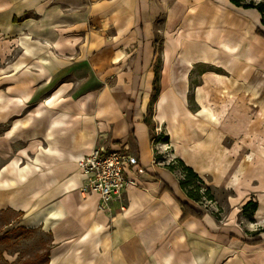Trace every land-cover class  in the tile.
<instances>
[{
    "label": "rangeland",
    "instance_id": "374dc122",
    "mask_svg": "<svg viewBox=\"0 0 264 264\" xmlns=\"http://www.w3.org/2000/svg\"><path fill=\"white\" fill-rule=\"evenodd\" d=\"M250 1L259 4L263 0L244 2ZM13 2L21 10V17H14L13 24L35 23L27 32L32 36L30 45L37 42V46L48 47L50 39L42 37V44L33 33L48 34L50 7L45 14H39L29 6L19 5V0ZM176 3L172 0L171 7L165 8L168 13L157 15L152 24L154 75L160 76L161 90L153 99L154 78L145 122L152 133L155 165L181 181L185 179L178 162L181 159L202 178L200 202L190 199L183 190L181 196L203 211L204 220L190 218L180 224L170 208V223L163 230L139 231L141 244L154 243L152 251L147 246H132V231L122 227L117 230L111 224L116 217L118 226L125 222L128 199L124 201V210L118 205V213L113 209L108 218L105 216V230H72L74 236L64 241V246L55 245L54 233L45 227H29L26 212L0 209V264H51L57 253L59 258H65L59 264H164L168 255L173 264H192L194 260L197 264H264V243L248 244L254 240L264 242V40L258 36L259 31L264 33L262 15L230 0ZM225 44L234 47V52ZM19 56L14 49L7 60L0 58V70L4 64L16 62ZM219 59L231 70H226L225 65L224 69L213 67L221 65ZM87 72L93 83L95 77L91 70ZM163 80L168 85L165 89ZM3 89L0 81V93ZM247 89L251 90L250 95ZM161 97L167 99L163 109ZM160 113L170 122L157 125L155 118ZM175 114L178 125H172ZM171 129L177 130L172 133ZM1 132L2 125L0 135ZM175 134L178 137L174 138ZM182 140L193 145L182 148ZM101 144L115 145L103 135L95 146ZM129 146L137 155L135 145ZM206 188L211 189L213 201L204 196ZM249 202L257 203L258 210H247ZM97 217L94 221L98 223L105 219L104 215ZM161 221L156 217L154 223ZM21 226L26 230H21ZM138 257L142 262L137 261Z\"/></svg>",
    "mask_w": 264,
    "mask_h": 264
},
{
    "label": "crops",
    "instance_id": "0c3cea01",
    "mask_svg": "<svg viewBox=\"0 0 264 264\" xmlns=\"http://www.w3.org/2000/svg\"><path fill=\"white\" fill-rule=\"evenodd\" d=\"M13 1L0 0V58L7 60L14 49L20 55L0 70V209L26 212V224L52 231L55 245H67L72 230H105L108 217L98 209L99 196L80 192L84 177L77 162L100 135L108 136L115 146L133 143L144 170L131 173L136 186L124 198L129 208L125 222L118 226L116 217L111 224L132 231V246L153 251L154 243L141 244L139 231L163 230L170 208L178 220L183 214L170 193L160 196L165 183L182 200L184 192L174 174L155 165L145 122L155 78L152 24L157 15L168 13L172 0H19L39 14L50 7L48 34L33 33L40 43L42 37L50 39L48 47L30 45L27 32L35 23L24 29L13 24L14 17H21ZM176 1L186 5V0ZM89 85L92 89L85 90ZM160 114L157 125L170 122ZM180 143L182 148L193 145ZM114 209L118 213L117 203ZM98 214L106 220L94 221ZM156 217L162 221L154 223ZM57 254L51 264L65 261Z\"/></svg>",
    "mask_w": 264,
    "mask_h": 264
},
{
    "label": "built area",
    "instance_id": "2783aa9c",
    "mask_svg": "<svg viewBox=\"0 0 264 264\" xmlns=\"http://www.w3.org/2000/svg\"><path fill=\"white\" fill-rule=\"evenodd\" d=\"M139 166V158L129 145H97L77 162L84 177L80 192L83 196L98 195V209L102 213H112L116 203L124 210L126 193L136 186L131 173L137 176L143 172Z\"/></svg>",
    "mask_w": 264,
    "mask_h": 264
},
{
    "label": "trees",
    "instance_id": "16d2710c",
    "mask_svg": "<svg viewBox=\"0 0 264 264\" xmlns=\"http://www.w3.org/2000/svg\"><path fill=\"white\" fill-rule=\"evenodd\" d=\"M234 5L238 7H243L245 9H256L259 11V13L262 15V23L264 24V0L260 2L259 4H255V2L250 1L249 3L244 2L245 0H230ZM258 36L264 40V33L262 31L258 32ZM154 94L153 99H156L160 90H161V82H160V76L156 75L155 81H154ZM147 122V121H146ZM181 167L183 168L185 179L180 181L181 189L186 192L187 196L194 200L195 202H200L201 195L198 194V190H200V186L204 184L202 178L200 175L190 166L186 165L185 162L181 159L178 160ZM157 177V176H156ZM158 180H161L159 177H157ZM201 191V190H200ZM164 193H170L172 197L176 200V202L179 204V206L182 209V216L179 219L180 224L186 223L190 218H196L197 220H204L205 214L203 211L196 209L194 206H192L189 202L183 201L181 198H179L174 190L165 183L163 190L160 192V196H162ZM204 196L208 197L211 201L214 200L213 193L210 188H206V191L204 192ZM248 209L258 210V204L254 202H249L246 207ZM21 230H26L24 227H20ZM264 243L262 240H254L251 242H248L250 245H259Z\"/></svg>",
    "mask_w": 264,
    "mask_h": 264
},
{
    "label": "bare ground",
    "instance_id": "6f19581e",
    "mask_svg": "<svg viewBox=\"0 0 264 264\" xmlns=\"http://www.w3.org/2000/svg\"><path fill=\"white\" fill-rule=\"evenodd\" d=\"M191 18V17H190ZM22 29H24L25 28V25L23 26V27H21ZM246 43H247V45L248 44H250L249 42H247L246 41ZM253 44V43H252ZM225 46H228L229 48H230V50H232L231 52L233 53L234 52V47H232V46H229L228 44L226 45L225 44ZM251 47V46H250ZM253 47H254V45H253ZM255 48V47H254ZM225 56H227V58H229V55H228V53L226 52L225 53ZM221 62H218V63H221V65H218V64H213V67H215V68H217V69H224V65H225V61H222L221 59H219ZM170 63V53L169 52H167V56H166V62H165V64L166 65H168ZM225 68H227L226 70H231L230 68L231 67H229V65H225ZM249 92H248V94L250 95V93H251V90L250 89H247ZM232 97H230V99H231ZM234 98V97H233ZM165 100H166V98L165 97H162L161 98V103H160V106H161V108L163 109V107H164V102H165ZM44 107V105H42V107L41 108H43ZM40 112V111H39ZM173 124L172 125H178V115L177 114H175L174 115V117H173V122H172ZM217 129V128H216ZM171 130H173V131H171L172 133H174V132H176L175 130H177V129H171ZM177 134V133H176ZM176 134H175V137L174 138H176V137H178V136H176ZM163 263L164 264H173V258H172V256L171 255H168L167 257H165L164 258V260H163ZM198 263V261H193L192 262V264H197Z\"/></svg>",
    "mask_w": 264,
    "mask_h": 264
}]
</instances>
